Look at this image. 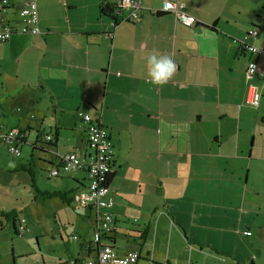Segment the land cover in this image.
Here are the masks:
<instances>
[{
  "label": "crops",
  "instance_id": "crops-1",
  "mask_svg": "<svg viewBox=\"0 0 264 264\" xmlns=\"http://www.w3.org/2000/svg\"><path fill=\"white\" fill-rule=\"evenodd\" d=\"M118 1L104 0L109 6ZM137 1L139 21L114 25L100 14V0H36L40 35L0 42V136L6 129L26 133L19 156H11L23 159L4 169L0 163V172L28 178L30 170L35 177L28 179L44 202L56 198L72 209L74 195L85 189V171L58 177L48 172L64 154L91 153L78 113L98 116L113 145L108 185L115 201L114 228L101 245L118 255L139 252L137 264H258L264 248V131L248 137L251 128L264 129V114L247 103V91L258 87L261 99L264 82L261 72L246 74L256 56L240 48L250 30L239 27L238 0ZM168 1L179 2L199 25L186 28L162 12ZM21 6L22 0H9L3 22L17 25ZM257 29V39L247 41L264 51ZM152 52L176 65L163 85L146 74ZM121 144L128 156L124 165L142 149L147 156L133 161L126 182L116 183ZM39 170L57 186L39 189ZM51 193L66 201L47 197ZM9 212L16 227L22 209ZM77 213L87 225L71 260L84 264L97 252L95 216Z\"/></svg>",
  "mask_w": 264,
  "mask_h": 264
},
{
  "label": "built area",
  "instance_id": "built-area-1",
  "mask_svg": "<svg viewBox=\"0 0 264 264\" xmlns=\"http://www.w3.org/2000/svg\"><path fill=\"white\" fill-rule=\"evenodd\" d=\"M8 6L9 0H0L1 43L7 42L13 35H40L36 0H22V6L17 14L19 20L17 25L4 23L1 19L2 13ZM115 7L114 14L118 17L119 22L139 21L141 7L137 0H119ZM161 10L162 12L171 14L178 23L186 28L194 26V21L181 10L179 2H164ZM257 35L258 29L254 27L245 34L242 40L239 41V44L242 51L256 56L255 61L247 64L246 74L251 76L261 72L264 82V51L247 41L248 39L255 41ZM260 65L262 66L261 70L259 68ZM259 100V90L254 86H250L247 91V103L252 107H257ZM78 117L84 124L86 145L91 153L78 155L70 152L64 154L60 159V163L49 170L48 177H58L61 174H69L79 170H83L86 173L85 189L77 192L72 199L74 211L90 210L95 216L92 242L97 246V252L94 257L88 259L84 264H137L141 257L139 252L118 255L109 245L100 244L101 239L108 236L114 228V217L111 210L115 201L107 181V176L111 173L113 145L107 129L102 126L98 116L92 118L87 114L79 112ZM25 137L26 133L19 129H6L2 132L0 140L10 155L18 157L20 153L19 143ZM44 139L51 141V137L48 135ZM26 232L25 221L19 219L16 226V234L22 236ZM72 240H77L76 236H72Z\"/></svg>",
  "mask_w": 264,
  "mask_h": 264
},
{
  "label": "rangeland",
  "instance_id": "rangeland-1",
  "mask_svg": "<svg viewBox=\"0 0 264 264\" xmlns=\"http://www.w3.org/2000/svg\"><path fill=\"white\" fill-rule=\"evenodd\" d=\"M237 3L243 18L239 26L240 29L247 31L258 27V42L264 43V0H238ZM244 34L245 32L243 36H245ZM259 106V111L264 114L263 94ZM262 128L261 125L251 128L252 134L249 135L248 141L254 131L258 132L257 135H261L262 130L264 131ZM153 130L155 133L160 132V128H153ZM62 137L66 138V130L63 131ZM4 148L0 146V163L3 169L5 166H15L18 161L23 159V156L20 159H13L12 155ZM22 154H24V150ZM116 154L119 156L118 161L122 166L116 183L118 181L119 183L126 182L132 174L129 167L132 166L133 161L147 156V153L142 149L137 155L133 154L129 164L124 165L128 156L125 155L123 144H121L120 152L116 151ZM138 166L141 167V163ZM35 173H37L36 177L40 176L37 178L39 189L51 190L57 186L55 180H48L44 176V171L39 170ZM28 178L22 173L14 175L0 172V211L9 214L11 209H18L20 206L21 217L26 222L25 226L28 227L24 235L18 236L13 231L12 221H7L1 216L5 226L0 230V264H66V261L73 264L71 255L75 254V250L83 243L82 234L85 232L87 224L84 222L86 221L73 208L67 207L65 203L56 198L44 202L35 193ZM72 236H76L77 241H72ZM260 256L261 259L257 260V263L264 264V248L261 249Z\"/></svg>",
  "mask_w": 264,
  "mask_h": 264
},
{
  "label": "clouds",
  "instance_id": "clouds-1",
  "mask_svg": "<svg viewBox=\"0 0 264 264\" xmlns=\"http://www.w3.org/2000/svg\"><path fill=\"white\" fill-rule=\"evenodd\" d=\"M175 71L176 65L169 56H161L156 52L147 55L146 74L152 84L163 85L167 83Z\"/></svg>",
  "mask_w": 264,
  "mask_h": 264
},
{
  "label": "trees",
  "instance_id": "trees-1",
  "mask_svg": "<svg viewBox=\"0 0 264 264\" xmlns=\"http://www.w3.org/2000/svg\"><path fill=\"white\" fill-rule=\"evenodd\" d=\"M100 7H99V12L101 15H107L109 18H111L114 22V25L119 23V19L118 17L114 14L115 13V6H109L107 4H105L104 0H100ZM50 144H53L52 142ZM30 179H32V182L34 181V177L35 175H33L34 173L30 172V170H27ZM112 174H108L107 176V181L109 182V180L111 179ZM45 197V196H44ZM47 197L49 198H53V197H58L60 198L62 201H66L65 198L59 194V193H51L49 194ZM1 216H3L7 221L11 220L12 221V226L14 228V232H16L15 230V225H14V219L15 217L13 216V213H9V214H2ZM1 227V224H0Z\"/></svg>",
  "mask_w": 264,
  "mask_h": 264
},
{
  "label": "water",
  "instance_id": "water-1",
  "mask_svg": "<svg viewBox=\"0 0 264 264\" xmlns=\"http://www.w3.org/2000/svg\"><path fill=\"white\" fill-rule=\"evenodd\" d=\"M197 25H199V24H198V23H195V24H194V27H196ZM196 31L198 32V30H196Z\"/></svg>",
  "mask_w": 264,
  "mask_h": 264
}]
</instances>
